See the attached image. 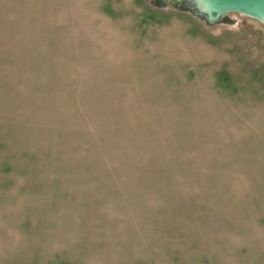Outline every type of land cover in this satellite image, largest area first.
Here are the masks:
<instances>
[{"label":"rangeland","instance_id":"1","mask_svg":"<svg viewBox=\"0 0 264 264\" xmlns=\"http://www.w3.org/2000/svg\"><path fill=\"white\" fill-rule=\"evenodd\" d=\"M158 0H0V264H264V24Z\"/></svg>","mask_w":264,"mask_h":264},{"label":"water","instance_id":"2","mask_svg":"<svg viewBox=\"0 0 264 264\" xmlns=\"http://www.w3.org/2000/svg\"><path fill=\"white\" fill-rule=\"evenodd\" d=\"M181 12H188L208 25L219 23L223 16L236 13L264 24V0H158Z\"/></svg>","mask_w":264,"mask_h":264}]
</instances>
